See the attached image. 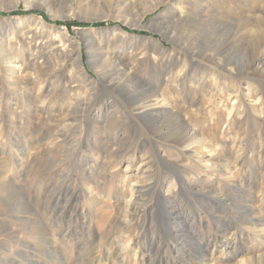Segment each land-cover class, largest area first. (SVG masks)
Wrapping results in <instances>:
<instances>
[{"label":"rangeland","instance_id":"obj_1","mask_svg":"<svg viewBox=\"0 0 264 264\" xmlns=\"http://www.w3.org/2000/svg\"><path fill=\"white\" fill-rule=\"evenodd\" d=\"M194 1L0 0V264H264V0Z\"/></svg>","mask_w":264,"mask_h":264},{"label":"bare ground","instance_id":"obj_2","mask_svg":"<svg viewBox=\"0 0 264 264\" xmlns=\"http://www.w3.org/2000/svg\"><path fill=\"white\" fill-rule=\"evenodd\" d=\"M191 1H193V0H191ZM196 1V0H195ZM194 1V2H195ZM193 3V2H192ZM199 4H201V0L198 2ZM194 5H195V3H194ZM195 6H197V5H195ZM182 11V10H181ZM183 12V11H182ZM175 14H177V13H175ZM174 14V15H175ZM180 14H182V13H180ZM183 14H185V13H183ZM161 16V15H160ZM163 16H165L164 14H163ZM185 16H187V15H185ZM179 17V16H178ZM188 18V17H187ZM162 19V18H161ZM175 19V18H174ZM176 20V19H175ZM172 22L174 21V20H171ZM248 26H250L249 24H247V27ZM254 26V25H253ZM256 28L255 29H258L257 27H259L257 24H256V26H255ZM33 32L31 31V29H26V30H21V31H19L18 32V35L20 36V37H22V38H25V37H30L31 36V34H32ZM43 41V40H42ZM41 42V41H40ZM58 46H54V47H52L53 49H52V51H49V52H47V51H44V50H42L41 48H40V45L38 46V45H36L35 47H34V49H35V51H34V53L32 54V53H29V54H27L26 55V57H22L21 58V60H23V62L26 64V66H30V67H32V66H35L36 65V63H37V59L38 58H40V59H43L42 60V62H43V64L45 65V64H47V63H49L50 64V58L52 57V55L51 54H53V53H55L56 54V52L58 51V48H57ZM43 48V47H42ZM99 48V50H101V48L100 47H98ZM61 49V48H60ZM77 53H78V51H76ZM59 54V53H58ZM61 56H63V59L62 60H60V65H58L57 67L58 68H54L53 67V69H52V71L53 72H51L52 73V75L55 73V74H60V73H62L63 74V72H65V74L67 73V67H68V59H67V56H66V54H64V55H61ZM7 58V57H6ZM103 60L104 59H102V57L100 58L99 57V59H98V61H100L101 63H104L103 62ZM5 61V60H4ZM105 62H109V61H111V59L110 58H107V59H105L104 60ZM14 60H12V59H10V58H8L7 60H6V63H5V70H4V72H7V70H9L7 73L8 74H10V75H13L15 72H16V68L17 67H15V65H14ZM22 62V63H23ZM57 62H58V59H57ZM56 62V63H57ZM78 64L80 65V69H82L83 67H82V63H81V61H80V58H78ZM95 62V61H94ZM113 62V61H112ZM176 62V61H175ZM174 62V63H175ZM93 63V61L92 60H89V68L90 69H93L94 70V72L97 74V76H98V80L100 81V79H101V77L103 76V73H101L100 71H99V69H95L91 64ZM117 63V62H116ZM42 64V65H43ZM112 64V63H111ZM171 65V64H170ZM193 65V64H192ZM50 66H52V64H50ZM120 66V65H119ZM117 64L115 65V71H113V74H116V76H119L120 74H122V73H127V72H125L124 70H122V68L121 67H119ZM122 66V65H121ZM124 66V65H123ZM122 66V67H123ZM46 67V66H45ZM77 67V66H76ZM169 67H171V66H169ZM49 68V67H48ZM104 68H105V66H104ZM182 68V67H181ZM33 69V68H32ZM31 69V70H32ZM111 69V68H110ZM48 71V70H47ZM81 71V70H80ZM178 71V70H177ZM49 72V71H48ZM109 72V71H108ZM173 72V71H172ZM193 67H190V64L187 66V65H185V69L182 71V70H180L179 69V71L177 72V73H175L173 76H172V79H174L175 80V82H178V81H180L182 84L185 82V81H187L188 79H192L193 78ZM21 74V73H20ZM32 74V73H31ZM48 74V73H47ZM105 75H107V73L105 72L104 73ZM34 75H36L37 76V78H39V76L41 75V73L39 72H37V73H35ZM49 75V74H48ZM27 76V75H26ZM50 76H51V74H50ZM50 76H49V78H50ZM56 76V75H55ZM66 76V75H65ZM68 76H69V74H68ZM111 75H107V76H105V79L107 78H109ZM12 77V76H11ZM169 77V76H168ZM167 77V78H168ZM15 78H16V75H15ZM27 78H29L28 76H27ZM171 78V77H170ZM13 79V78H12ZM17 79V78H16ZM47 80V79H46ZM35 81V80H34ZM71 81V80H70ZM95 81V80H94ZM137 102V101H136ZM80 104H82L81 105V107L83 106V108H88L89 107V105H87L86 106V103H80ZM164 105L166 106V104L163 102V101H161V102H154V103H151V102H149L148 100L147 101H144V102H141V103H135L133 106H132V113H133V115L135 114V115H137V116H141L142 117V115L143 116H147V117H153V116H156L157 118H160L161 117V115H162V112H163V110H164ZM78 107H80V106H78ZM168 109V108H167ZM85 110V109H84ZM130 110V109H129ZM76 113H77V111H75ZM82 112V111H81ZM80 112V113H81ZM170 112V111H169ZM79 113V114H80ZM73 114H75V113H73ZM129 114H131V113H129ZM71 115H72V112H71ZM70 115V116H71ZM132 115V114H131ZM72 117H73V115H72ZM83 117V116H82ZM69 118V117H68ZM75 118V117H74ZM182 118V117H181ZM80 120V119H79ZM75 121V120H74ZM78 121V120H77ZM70 124V123H69ZM71 125V124H70ZM184 140L186 139V140H188L189 138H191V136H190V133L187 131V127H186V129H184ZM183 132H182V134H183ZM193 140V139H192ZM0 180H3L4 181V177H2V176H0ZM3 183V182H2ZM27 185V184H26ZM130 189V188H129ZM42 211V210H41ZM44 211V210H43ZM171 213V212H170Z\"/></svg>","mask_w":264,"mask_h":264}]
</instances>
